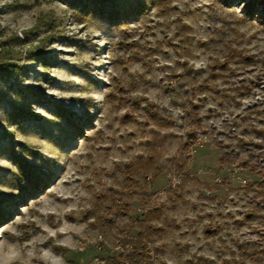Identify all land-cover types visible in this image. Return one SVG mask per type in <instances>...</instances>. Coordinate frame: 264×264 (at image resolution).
I'll list each match as a JSON object with an SVG mask.
<instances>
[{
    "label": "rangeland",
    "instance_id": "rangeland-1",
    "mask_svg": "<svg viewBox=\"0 0 264 264\" xmlns=\"http://www.w3.org/2000/svg\"><path fill=\"white\" fill-rule=\"evenodd\" d=\"M82 2L0 0V264H220L264 240V208L237 221L264 200V67H217L236 32L264 54V16Z\"/></svg>",
    "mask_w": 264,
    "mask_h": 264
},
{
    "label": "trees",
    "instance_id": "trees-1",
    "mask_svg": "<svg viewBox=\"0 0 264 264\" xmlns=\"http://www.w3.org/2000/svg\"><path fill=\"white\" fill-rule=\"evenodd\" d=\"M87 1H92V5L96 6L98 5L101 9L102 7L109 1L112 0H83L82 4L83 7L80 8L81 11L84 10V6L86 5ZM228 0H224V3L226 4ZM243 8L246 11L247 15H255V18L257 17L258 19L263 18L264 16V0H245V2L243 3ZM243 34H239V33H235V37L231 40L226 41V52L223 55L222 59H218L217 60V67L222 69L223 71L226 72H232V67L230 66V63L237 62V63H242L245 66L249 65V66H261L262 68L264 67V54H262V56H258V54L256 53H252L249 50L245 49V48H241L235 44H237V42L243 38ZM233 42V44H232ZM264 53V52H263ZM11 65V64H10ZM1 71H5V73L3 74V72ZM2 73V74H1ZM9 70L7 69H1L0 70V77L1 79L7 80L8 78V74ZM252 82L253 80H246V79H241L239 80V82L237 83L238 85H236L237 87L235 89H238L239 94L242 96L244 94L249 93L253 86H252ZM257 112H259V110H256ZM19 115L23 116L25 115L24 111L21 109H18ZM257 132H261L263 134L264 137V125L263 127L259 128ZM191 134V133H190ZM17 159V163L21 169V171H23V173H25L28 170L27 165L25 164V162L20 159V158H16ZM242 166L245 167H249L251 170H257L258 172H261L262 170L260 168L257 169L256 165L254 163L248 162L247 158H244L243 160H241L239 162ZM262 173V172H261ZM38 179V177H37ZM261 186H262V190H260L261 194L264 197V181L260 182ZM261 208H264V200H263V204L262 206H255L252 208H248L245 212V215L243 216L242 220L241 219H237V221H239L240 224H242L243 220H253L256 219L257 217H260L261 214L259 213V210ZM232 243L228 245V248L230 249V251L232 252V254H234V251L236 253V255H234V257H232L231 259L229 258H224L221 259L220 264H231L233 262V264H264V240L262 241H252V242H245L243 240H240L238 238H233L232 239ZM55 249L62 251L64 248L60 247V246H54ZM249 259V260H247ZM248 261V262H247Z\"/></svg>",
    "mask_w": 264,
    "mask_h": 264
}]
</instances>
